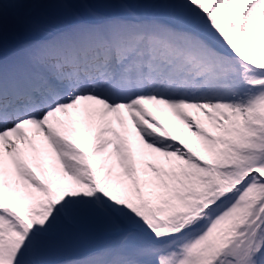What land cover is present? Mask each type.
<instances>
[{
  "label": "snow or ice",
  "instance_id": "snow-or-ice-1",
  "mask_svg": "<svg viewBox=\"0 0 264 264\" xmlns=\"http://www.w3.org/2000/svg\"><path fill=\"white\" fill-rule=\"evenodd\" d=\"M0 264H264V0H0Z\"/></svg>",
  "mask_w": 264,
  "mask_h": 264
},
{
  "label": "rangeland",
  "instance_id": "rangeland-1",
  "mask_svg": "<svg viewBox=\"0 0 264 264\" xmlns=\"http://www.w3.org/2000/svg\"><path fill=\"white\" fill-rule=\"evenodd\" d=\"M161 116L165 120V122L169 124V127L173 130L174 134L180 135V132H179V129L181 127L180 123L178 121H176L175 118L170 116L169 114H161ZM37 141H38V143H43V141L41 140L40 137H37ZM85 147L87 150L90 151L91 150V143L90 142L86 143ZM53 156H54V154L51 152V149H49L46 153H42L41 163H43L44 166L49 169L50 174H53V179H59V177H60L59 169L55 170V172L53 173V170L51 168V165L54 162ZM101 162H103V154H101V156L97 157L96 160H94L93 166L98 168L99 164ZM32 163H33L34 169L39 172V169L36 168V162L33 161ZM6 165H7V159H6ZM106 170L107 169L105 168V171ZM115 171H120V169L117 168ZM113 179L115 180V175H114ZM17 195L20 197H24L25 194H24L23 190H21V192H19ZM18 203H19V201H18Z\"/></svg>",
  "mask_w": 264,
  "mask_h": 264
}]
</instances>
